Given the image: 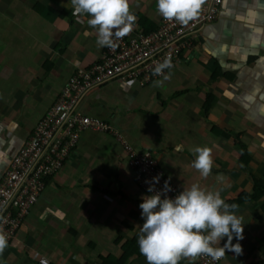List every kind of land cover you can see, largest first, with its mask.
Wrapping results in <instances>:
<instances>
[{
    "label": "crops",
    "instance_id": "0c3cea01",
    "mask_svg": "<svg viewBox=\"0 0 264 264\" xmlns=\"http://www.w3.org/2000/svg\"><path fill=\"white\" fill-rule=\"evenodd\" d=\"M262 4L223 0L217 21L163 86L111 83L88 93L80 111L107 123L133 150L150 152L180 192L193 183L223 188L227 203L252 193L264 179ZM131 6L138 19L127 36L157 29L156 0ZM72 11L70 0H0V179L71 76L104 48L87 24L91 17ZM205 145L214 159L206 178L192 167L191 152ZM134 175L113 136L85 131L0 264H37L41 257L50 264H148L138 236L139 205L149 194ZM237 204L245 223L243 254L229 251L219 264H264V196Z\"/></svg>",
    "mask_w": 264,
    "mask_h": 264
},
{
    "label": "built area",
    "instance_id": "2783aa9c",
    "mask_svg": "<svg viewBox=\"0 0 264 264\" xmlns=\"http://www.w3.org/2000/svg\"><path fill=\"white\" fill-rule=\"evenodd\" d=\"M222 5L223 0H206L199 17L188 25L166 21L162 17L155 31L125 36L117 42V48L104 47L96 61L75 71L0 179V202L8 201L3 213L6 218L3 227L9 240L37 203L48 179L62 168L85 131L110 134L115 138L134 170V179L142 192L151 195L148 192L151 185L145 181L160 176L156 190L162 191L165 181H169L172 191L167 196L175 198L180 193L150 152L133 150L107 123L85 116L80 105L88 93L111 83L139 87L153 84L161 78L153 75V69L166 56L171 57L174 65L165 70L166 73L174 70L184 54L198 44L203 29L217 21ZM222 260L213 262L209 257H202L195 264H219ZM37 264L50 262L41 257Z\"/></svg>",
    "mask_w": 264,
    "mask_h": 264
},
{
    "label": "clouds",
    "instance_id": "9594fccd",
    "mask_svg": "<svg viewBox=\"0 0 264 264\" xmlns=\"http://www.w3.org/2000/svg\"><path fill=\"white\" fill-rule=\"evenodd\" d=\"M206 0H156L157 11L166 21L188 25L201 14ZM72 15H88L90 28L96 30L97 45L115 49L118 41L129 35L137 25V15L132 10V0H70ZM174 67L170 56L157 62L153 75L161 87L171 78L165 70ZM195 155L192 167L202 177H208L214 167L213 148L207 145L191 149ZM160 176L145 181L151 186V195L142 196L139 205L144 223L138 236L140 253L148 264H179L188 259L190 264L202 257L211 261L222 260L229 251L243 254L240 241L244 239V216L238 204H229L222 197L223 188L209 189L198 183L186 187L175 198L167 196L172 191L169 181L163 190H156ZM8 201L0 202V257L9 247V237L3 223V213ZM227 238L221 246V241ZM233 239L237 242L234 244Z\"/></svg>",
    "mask_w": 264,
    "mask_h": 264
},
{
    "label": "trees",
    "instance_id": "16d2710c",
    "mask_svg": "<svg viewBox=\"0 0 264 264\" xmlns=\"http://www.w3.org/2000/svg\"><path fill=\"white\" fill-rule=\"evenodd\" d=\"M143 33L148 34V31H144ZM241 147H243V146L241 145ZM261 196H264V179L255 181L252 193H250V194L243 193V194L239 195L234 201L230 200L228 203L229 204H233V203L237 204V203L252 201V200H255Z\"/></svg>",
    "mask_w": 264,
    "mask_h": 264
},
{
    "label": "snow or ice",
    "instance_id": "6c2138e0",
    "mask_svg": "<svg viewBox=\"0 0 264 264\" xmlns=\"http://www.w3.org/2000/svg\"><path fill=\"white\" fill-rule=\"evenodd\" d=\"M262 7H264V4H262ZM240 19H243L242 17Z\"/></svg>",
    "mask_w": 264,
    "mask_h": 264
}]
</instances>
